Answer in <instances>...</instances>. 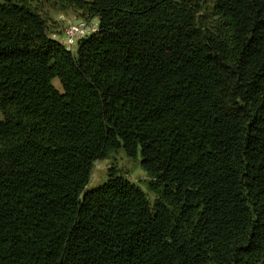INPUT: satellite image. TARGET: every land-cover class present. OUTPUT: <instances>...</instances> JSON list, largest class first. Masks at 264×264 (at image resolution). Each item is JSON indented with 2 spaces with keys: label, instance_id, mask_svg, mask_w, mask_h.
Wrapping results in <instances>:
<instances>
[{
  "label": "trees",
  "instance_id": "obj_1",
  "mask_svg": "<svg viewBox=\"0 0 264 264\" xmlns=\"http://www.w3.org/2000/svg\"><path fill=\"white\" fill-rule=\"evenodd\" d=\"M0 111V264H264V0H0Z\"/></svg>",
  "mask_w": 264,
  "mask_h": 264
},
{
  "label": "rangeland",
  "instance_id": "obj_2",
  "mask_svg": "<svg viewBox=\"0 0 264 264\" xmlns=\"http://www.w3.org/2000/svg\"><path fill=\"white\" fill-rule=\"evenodd\" d=\"M50 15L53 20L59 22L61 27L59 28V32H61L62 27L64 26L63 20H61L62 16L76 18L75 14L72 11H61L58 9L50 10ZM92 23H95L98 26V20L93 19ZM77 49V45H75L73 52ZM54 84L57 88L61 89L59 81L55 79ZM2 113L0 111V120L2 119ZM141 162V154H138L137 159L127 157L121 150H116L109 153L108 157L104 160H99L95 163L93 171L91 173L90 182L87 186V189H94L100 185H102L107 180V174L110 167H116L124 173L127 178H129L132 182L139 184L149 195L150 200H154V195L148 192L147 183L149 181V177L147 173L140 166Z\"/></svg>",
  "mask_w": 264,
  "mask_h": 264
},
{
  "label": "built area",
  "instance_id": "obj_3",
  "mask_svg": "<svg viewBox=\"0 0 264 264\" xmlns=\"http://www.w3.org/2000/svg\"><path fill=\"white\" fill-rule=\"evenodd\" d=\"M61 20L64 22L62 31L60 33H52L51 38L67 50L73 51L80 40L93 35L98 30V26L92 21L65 18L64 16H62Z\"/></svg>",
  "mask_w": 264,
  "mask_h": 264
}]
</instances>
